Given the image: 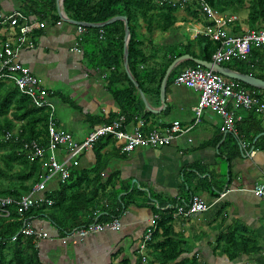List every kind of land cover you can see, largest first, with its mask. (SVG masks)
Instances as JSON below:
<instances>
[{"label": "trees", "instance_id": "16d2710c", "mask_svg": "<svg viewBox=\"0 0 264 264\" xmlns=\"http://www.w3.org/2000/svg\"><path fill=\"white\" fill-rule=\"evenodd\" d=\"M199 1L205 3L216 15L236 16L237 20L230 28L232 32H236L241 25L249 29L264 28V0H186L182 3L170 0L62 1L60 9L71 21L101 24L115 17H124L127 23V69L137 84V89L132 86L122 67L121 21H114L102 28L81 27L82 31L76 32L74 43L78 46L80 59L94 72L117 110L107 115H86L84 119L89 130L95 126L111 124L119 116H123V130L130 131L137 124L136 121H141L143 132L150 131L151 129H145V125L152 114L143 110L137 90L142 92L147 103L152 99L159 103L160 81L175 58L189 55L193 59L211 61V54L217 44L210 43L201 36L190 40L185 33L182 34L181 29L176 28L177 22L207 23ZM11 11L19 12L28 21L45 22L47 26H52L58 20L56 0H0V21ZM73 27L76 30L77 26ZM8 31L6 24H0V45L6 41ZM153 32L157 33L158 39L161 38L159 41L152 38ZM220 66L264 80V57L256 48H252L245 59L234 58ZM186 68L197 67L188 61L179 64L170 72L166 88L178 72ZM232 82L247 94L264 99V91ZM50 93L54 98L52 120L56 128L65 131L57 122L55 100L62 97L61 102L69 104L73 109L74 106L61 94ZM48 111L33 107L29 97L21 95L10 82L0 80V199L12 201L0 208V211L7 213L6 216H0V264H44L37 252L40 242L20 233L24 223L32 225L35 221H42L47 224V233L57 238L91 224L119 220L129 206L149 209L151 216H157L155 227L145 243L147 264H202L195 255L189 256L183 234L176 233L173 229L176 219L193 216L175 219L168 215L177 206H183L188 201H164L158 195L141 192L135 186L121 187L114 173L107 171L105 179L102 178L108 162L107 154L113 150L120 153L121 144L111 135L102 136L92 144V168L80 169L78 177L76 172H70V178L65 182L57 179L48 182L45 190L31 196L35 203L24 214L18 215L16 203L21 197L29 195L46 173L44 160H30L29 151L24 149V144L33 141L44 150L47 149ZM166 112L167 107L161 113ZM234 128L237 136L226 133L222 147L229 143L235 146L234 142L238 146L237 140L241 139L246 148L252 147L264 152V135L257 137L252 144L256 136L264 133L262 122L253 111L245 112ZM6 134L9 135L8 139H5ZM219 140L220 138L216 142ZM57 155L59 152H56ZM120 155L123 157L127 154ZM234 157L235 154L227 156V162ZM116 185L118 188H115ZM207 186L216 195L222 190V187L214 184L207 183ZM146 229L147 227L144 232ZM140 240L141 237L131 252V246L128 248V253L119 262L114 263V260L119 257L121 250L112 254L108 264H140L137 248ZM213 246V254L224 256L228 263L245 257L239 264H264V236L259 237L245 226L232 227L216 235Z\"/></svg>", "mask_w": 264, "mask_h": 264}, {"label": "crops", "instance_id": "0c3cea01", "mask_svg": "<svg viewBox=\"0 0 264 264\" xmlns=\"http://www.w3.org/2000/svg\"><path fill=\"white\" fill-rule=\"evenodd\" d=\"M170 1L182 3L186 0ZM181 14L180 12L179 15ZM176 24V28L181 29L184 34L183 27L186 22ZM76 36V30L72 25L62 23L58 27L46 26L28 37L32 48L22 51L20 55L22 64L32 74L34 72L42 76L43 72L49 81H63L67 91L79 90L84 94L94 91L99 85L100 88L97 90L107 94L94 72L89 70L80 59V53L74 50ZM10 38L9 30L7 39ZM152 38L157 41L156 32H153ZM49 64L53 66L51 70L44 68ZM47 90L66 97L59 90L54 91L52 88ZM62 99L61 97L60 100H55V106L57 102L60 103L59 110L65 114L70 109L74 110L69 104L61 102ZM197 99L196 92L170 83L165 88L167 112L163 114L161 113L163 110H160L159 114L149 117L145 129L157 127L156 129L163 130L171 123L178 122L181 130L188 131L178 134L169 145L162 148H138L123 157L117 151L109 152L102 178L105 179L106 171L114 173L121 187L135 186L141 192L156 194L164 201L187 202L194 196L201 198L209 206L208 210L188 219H176L173 224L174 232L183 234L187 241L189 256L195 255L202 264H239L245 260V257L228 263L224 256L213 254V243L216 235L236 226H245L259 237L264 236V205L248 192L252 184L262 178L264 152L245 148V152L252 154V158H247L236 142H234L235 146L229 143L228 146L222 147L221 143L225 140L226 133L221 130V121L216 115L204 110L199 121L195 123L191 108L195 106ZM87 102L88 100L83 104L88 112L96 108L99 113L97 115L117 112L111 100L102 98L95 104ZM148 104L152 109L160 108L159 103L153 99ZM243 115L244 113H241L240 117L242 118ZM57 122L61 127L63 126L61 121L57 120ZM262 126L264 128V122ZM80 131L75 130L78 137L75 141L84 138ZM219 138L220 140L216 142ZM233 154L235 157L228 163L226 157ZM62 156L63 154L59 153L56 158L61 159ZM112 158L113 160L110 161ZM93 164V154L87 151L79 157L77 168L72 169L71 172L88 170ZM76 176L78 177V173ZM207 183L222 187V190L216 195L213 190L208 189ZM118 185L115 188H118ZM212 194L215 196L212 197ZM151 215L149 209L129 206L119 219L121 228L118 232L92 235L75 245L60 244L55 237L47 233L46 223L35 221L32 226L49 236L38 243V257L44 264H54L52 258L58 259L57 264L60 262L61 264H108L110 256L121 250L119 257L114 260V263H117L128 253L130 246L129 252L135 247Z\"/></svg>", "mask_w": 264, "mask_h": 264}, {"label": "built area", "instance_id": "2783aa9c", "mask_svg": "<svg viewBox=\"0 0 264 264\" xmlns=\"http://www.w3.org/2000/svg\"><path fill=\"white\" fill-rule=\"evenodd\" d=\"M199 2L201 12L205 15L207 23L199 24L190 21L184 25L183 31L190 40L201 36L210 43L217 44L211 54L212 63L220 66V64L227 63L234 58L243 60L252 48L259 50L264 57V28L249 29L241 25L236 32H232L230 28L237 20L236 16L216 15L205 3ZM62 14L61 16H63ZM62 23V20L58 17V20L53 22L52 26L58 27ZM0 24H6L11 32V38L6 39L0 45V80L10 82L21 95L29 97L33 107L49 110L46 128L47 149L44 150L33 141L24 144V149L29 151L30 160H44L43 167L46 168V173L41 181L34 185L31 193L21 197L19 202L16 203V213L18 215L24 214L35 203L31 196L45 190L48 182L53 179L60 182L67 181L70 178L71 170L77 168L79 157L90 151L92 144L102 136L111 135L121 144L120 153L129 154L138 148L165 147L178 134L188 131L181 130L178 122H173L163 130L153 128L145 133L143 132V123L136 121L137 124L127 132L122 129L124 118L119 116L111 124L95 126L86 137L80 141H75L68 132L56 128L52 120L54 98H52L50 91L44 89L39 80L22 64L20 58L23 50L32 48L28 37L44 29L47 25L45 22L28 21L17 11H11L3 16ZM80 28L77 26V33L82 31ZM74 50L79 51L76 43H74ZM171 84L176 87L190 89L198 94L196 104L191 108L195 123L199 121L202 112L208 110L220 119L221 130L224 133L236 137L234 125L241 120V113L253 111L261 122H264V99L247 94L234 82L225 81L221 76L210 70L199 67L196 69H183L173 78ZM8 138L9 135L6 134L5 139ZM238 144L244 155L247 158H252L251 153L244 151L246 145L241 139H238ZM56 152L63 154L61 159L56 158ZM248 192L264 205V173L261 180L253 183ZM9 203H12L9 199H0V208ZM208 208L209 206L201 198L194 196L183 206H177L168 215L175 219L188 218L203 214ZM6 215V212L0 211V216ZM156 221L157 216H150L146 225L147 229L142 234L138 244L140 264H147L148 256L145 255V243L149 240ZM120 228V220H113L106 224H91L55 239L62 245H67V243L75 245L89 236L116 233ZM20 233L27 237H34L39 242L49 237L46 232L34 229L29 223H24Z\"/></svg>", "mask_w": 264, "mask_h": 264}, {"label": "water", "instance_id": "95a60500", "mask_svg": "<svg viewBox=\"0 0 264 264\" xmlns=\"http://www.w3.org/2000/svg\"><path fill=\"white\" fill-rule=\"evenodd\" d=\"M63 0H56V14L57 17H59L63 23L72 25V26H78V27H92V28H102L114 21H121L123 24V47H122V67L123 70L128 78V80L130 81V83L132 84V86L137 89V84L135 83V81L132 79V77L130 76L128 69H127V43H128V28H127V23L124 17H115L112 18L104 23L101 24H84L81 22H74L71 21L69 19H67L63 14L62 11L60 9L61 3ZM61 14L63 16H61ZM188 61L193 63L196 67L205 69V70H210L211 72L221 76L222 78H225L227 80H231V81H235L238 83H241L243 85H246L250 88H253L255 90L258 91H264V80H260L257 78H254L252 76L249 75H243L240 74L238 72L232 71L228 68H225L223 66H219L216 65L214 63L210 62H205V61H201V60H197V59H193L192 57H190L189 55H182L179 56L177 58H175L166 68L164 75L160 81L159 84V89H158V101H159V105L160 108L159 109H152L149 104L147 103L144 95L142 94V92L140 90H137V94L138 97L143 105V110L149 114L152 115H157L159 114L160 110H164L165 108V88H166V81L167 78L170 74V72L176 68L179 64ZM225 135V134H224ZM260 135H264L263 134H259L258 136H256L254 138V140L252 141V144H254V142L256 141L257 137H259ZM250 150H252V147L250 148Z\"/></svg>", "mask_w": 264, "mask_h": 264}, {"label": "rangeland", "instance_id": "374dc122", "mask_svg": "<svg viewBox=\"0 0 264 264\" xmlns=\"http://www.w3.org/2000/svg\"><path fill=\"white\" fill-rule=\"evenodd\" d=\"M160 39L161 38H159L158 41ZM44 68L51 70L53 66L49 64V65H45ZM34 75L37 79L39 77L40 80L39 79L38 80L43 88L45 89L52 88L54 91L59 90L61 93H64V95H66V98H68V102L69 103L71 102V104L74 106V110L70 109V111L66 114L65 112L63 113L61 110H59L60 103L57 102V105L55 106L56 117L58 118L59 121H61V123H63L62 124L63 129L65 131H68L74 140L78 139L77 134L75 132L76 129L81 130L80 132L82 133V137L83 136L86 137L88 133L90 132V130H89L88 124L85 122V119H84L85 116L86 115L94 116L99 113L97 112L98 108H96L94 111L91 110V112H88V110L85 109L86 108L85 105L83 104L84 101L88 100L87 103L95 104L97 101H101L102 98L104 100H110V97L107 94L102 93V91L97 90L100 88L99 85L95 88L94 91H90L89 93H84L85 94L84 95L79 90L78 91H71V90L67 91L65 89V83L63 81H60V80H50L49 81L46 77V74L43 72H42V76H39L38 74H34ZM65 120H66V123H65ZM112 160L113 158L110 159V161ZM52 260L54 261V264H57L58 259L52 258Z\"/></svg>", "mask_w": 264, "mask_h": 264}]
</instances>
